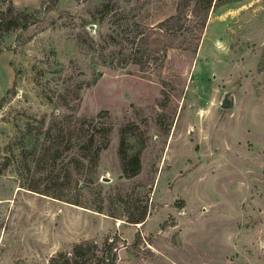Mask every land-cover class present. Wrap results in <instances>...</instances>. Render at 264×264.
Instances as JSON below:
<instances>
[{
	"label": "rangeland",
	"instance_id": "obj_1",
	"mask_svg": "<svg viewBox=\"0 0 264 264\" xmlns=\"http://www.w3.org/2000/svg\"><path fill=\"white\" fill-rule=\"evenodd\" d=\"M213 3L160 69L130 39L178 0H0V264H264V0Z\"/></svg>",
	"mask_w": 264,
	"mask_h": 264
},
{
	"label": "trees",
	"instance_id": "obj_2",
	"mask_svg": "<svg viewBox=\"0 0 264 264\" xmlns=\"http://www.w3.org/2000/svg\"><path fill=\"white\" fill-rule=\"evenodd\" d=\"M194 1L193 12L195 15H201L206 19L209 11L213 6L214 0H178L176 13L171 15L159 23L155 27L136 25V35L130 39V46L132 52L126 59L127 62L140 64L141 66H147L152 62L158 64L159 68L163 67L167 52L170 48L176 47L179 43V35L187 31L188 27L185 23L186 10L190 4ZM203 19V20H204ZM200 23V27L205 23V20ZM96 80L93 81L94 84ZM89 84L88 86H91ZM129 127L125 126L121 129V147L120 154L123 161L124 172L129 175V170L133 171L132 174H136L140 167V156L144 148V143L139 140V146L131 145L127 143L129 136ZM131 130V129H129ZM135 140H137L136 136ZM94 136L91 141H93ZM127 143V144H126ZM131 146V151H127L125 146ZM131 166H130V165ZM96 244L90 242H83L76 244L70 251L60 252L55 256H52L49 264H100L107 260V264H116L115 254L110 257L104 258L95 254L94 249Z\"/></svg>",
	"mask_w": 264,
	"mask_h": 264
},
{
	"label": "water",
	"instance_id": "obj_3",
	"mask_svg": "<svg viewBox=\"0 0 264 264\" xmlns=\"http://www.w3.org/2000/svg\"><path fill=\"white\" fill-rule=\"evenodd\" d=\"M231 105H233V102L230 101V100L228 99V97H225V99H224L223 102H222V106H223V107H229V106H231Z\"/></svg>",
	"mask_w": 264,
	"mask_h": 264
}]
</instances>
